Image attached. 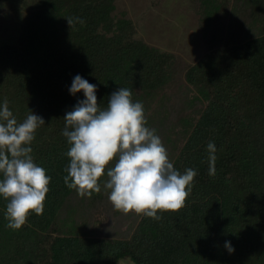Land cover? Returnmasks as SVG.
Segmentation results:
<instances>
[{
	"label": "trees",
	"instance_id": "obj_1",
	"mask_svg": "<svg viewBox=\"0 0 264 264\" xmlns=\"http://www.w3.org/2000/svg\"><path fill=\"white\" fill-rule=\"evenodd\" d=\"M194 1L205 50L184 63L145 42L115 0H0V106L7 99L18 122L44 119L31 155L51 177L43 214L19 230L0 197V264H264V0ZM76 75L96 85L102 109L130 89L174 168L197 172L179 211L114 210L107 169L91 198L65 185L64 116L85 99L69 91Z\"/></svg>",
	"mask_w": 264,
	"mask_h": 264
},
{
	"label": "clouds",
	"instance_id": "obj_2",
	"mask_svg": "<svg viewBox=\"0 0 264 264\" xmlns=\"http://www.w3.org/2000/svg\"><path fill=\"white\" fill-rule=\"evenodd\" d=\"M80 18H67L71 27ZM70 93L83 92L73 110L64 116L62 135L70 145L65 155L70 163L65 168L64 183L80 197L100 193L99 180L105 174L104 188L114 210L135 212L155 220L157 212L179 211L185 204L190 186L197 175L192 168L181 174L169 161L168 152L155 129L146 126L144 106L133 102L130 89L113 92L105 108L97 103L96 85L79 75L73 78ZM42 117L32 111L18 122L9 110L7 99L0 106V197L6 205V227L19 230L30 213L42 215L51 177L38 166L31 155V143ZM209 175L216 174V146L207 145ZM115 158L113 167H108ZM229 253L234 251L225 243Z\"/></svg>",
	"mask_w": 264,
	"mask_h": 264
},
{
	"label": "rangeland",
	"instance_id": "obj_3",
	"mask_svg": "<svg viewBox=\"0 0 264 264\" xmlns=\"http://www.w3.org/2000/svg\"><path fill=\"white\" fill-rule=\"evenodd\" d=\"M115 4V13L131 18L138 35L148 44L173 52L184 63L193 62L204 52L200 14L194 0H115ZM230 18L228 11L222 18L224 25ZM118 264L134 263L124 258Z\"/></svg>",
	"mask_w": 264,
	"mask_h": 264
}]
</instances>
